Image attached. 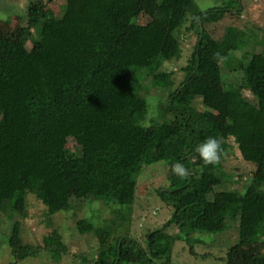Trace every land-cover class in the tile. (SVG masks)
I'll list each match as a JSON object with an SVG mask.
<instances>
[{
    "label": "trees",
    "instance_id": "1",
    "mask_svg": "<svg viewBox=\"0 0 264 264\" xmlns=\"http://www.w3.org/2000/svg\"><path fill=\"white\" fill-rule=\"evenodd\" d=\"M69 1L83 11L80 18L55 19L37 0L18 16L21 26L0 30V212L25 217L27 197L34 195L53 214L59 210L58 185L74 183L77 199L91 196L113 205L119 208L117 219L127 221L140 172L157 162L173 166L179 161L189 175L181 178L172 170L169 178L178 184L157 189L171 213L146 234L145 247L128 237L106 247L111 233L103 227V247L88 264H131L130 244L143 264H170L176 242L195 255L193 237L216 235L233 225L239 246L264 244V47L236 62L235 53L249 41L239 28L226 27L219 39L205 29L237 14L240 0L236 8L204 13L193 11L191 0H160L163 27L136 22L147 0ZM186 20L196 40L181 68L184 78L162 111L172 118L145 124L148 104L141 92L148 87L143 82L150 78L151 86H173V72L164 66L180 57L174 32ZM227 61H234L231 69L241 74L237 82H227L222 74L221 63ZM196 99L205 110L193 105ZM211 111L225 122H216ZM230 135L242 160L255 170L244 192L216 193L219 177H229L219 162ZM209 137L222 147L218 163H202L212 175L191 162ZM69 139L76 143L73 155L62 146ZM171 226L175 235L169 234ZM12 232L8 244L14 259L39 252L21 242L17 223ZM49 244L45 251L59 261L65 246L59 240ZM256 264H264V253Z\"/></svg>",
    "mask_w": 264,
    "mask_h": 264
},
{
    "label": "rangeland",
    "instance_id": "2",
    "mask_svg": "<svg viewBox=\"0 0 264 264\" xmlns=\"http://www.w3.org/2000/svg\"><path fill=\"white\" fill-rule=\"evenodd\" d=\"M37 0H0V30L10 28L12 30L21 26L18 16L24 13L30 2ZM46 11L52 17L57 18H80L82 10H77L69 0H40ZM193 11L197 9L201 12L211 11L221 7H237L235 0H191ZM160 0H147L141 15L136 22L152 27H163L160 16ZM242 7L238 14L234 12L227 14L220 22H214L205 29L214 39H219L226 27L233 26L239 28L246 40L244 49L236 52L234 57L236 62L245 61L247 54H258L264 47V0H240ZM189 20L182 27L174 32V38L181 48L180 57L170 63H166L164 68L172 74V87L151 86L150 78L143 82L148 87L141 92L147 97L148 115L144 121L156 120L162 122L171 119L170 115H162L166 109L168 96L178 84L183 80L184 73L181 68L187 63L195 45L196 33L190 28ZM41 26L31 29L30 34H35ZM31 44H25V50L30 51ZM234 61L221 63L222 74L226 81L237 82L240 79V72L231 69ZM247 100L253 101L249 91H243ZM195 107L205 110L202 100L194 101ZM214 120L218 123L225 122V117L215 111H211ZM231 134H234L230 130ZM227 148L223 159L219 162L222 172L228 175V179H223L217 175L221 185L216 187V193L224 191L226 188L237 192H244L251 179V174L255 170V165L242 160L237 150L232 135L226 140ZM62 146L68 153L72 154L76 150V143L69 139L62 142ZM192 164L201 165L209 174H213L210 168L205 167L204 162L195 157ZM172 164L164 161L154 163L144 168L139 175L136 187V198L129 220L123 221L118 217L119 208L113 205H105L94 197L76 198V185L74 183H60L57 187V207L55 213H50L49 209L39 201L34 195L27 197V216L7 215L0 212V264H88L97 257V252L103 245L102 228L109 229L111 236L108 243L117 237H128L134 239L142 247H145L146 234L163 225L169 217L171 210L166 207L157 195L158 188H169L177 185L176 179L170 180ZM193 169L191 168V171ZM9 216V217H8ZM127 219V218H126ZM17 223L18 238L24 245L38 250L39 252L21 261L14 259L12 250L8 244V239L12 235L13 225ZM169 234L177 233L175 226L169 228ZM192 238L193 252L191 255L189 247L183 242H176L172 248L170 264H256L258 257L264 253V244L252 247H241L237 244V230L235 225L230 226L226 231L216 235H198L197 240ZM55 240H59L65 246V253L59 261H56L52 254L45 251ZM195 240V241H194ZM128 260L131 264H143L142 258L137 249L130 244V254Z\"/></svg>",
    "mask_w": 264,
    "mask_h": 264
},
{
    "label": "clouds",
    "instance_id": "3",
    "mask_svg": "<svg viewBox=\"0 0 264 264\" xmlns=\"http://www.w3.org/2000/svg\"><path fill=\"white\" fill-rule=\"evenodd\" d=\"M196 152L205 164H213L219 162L222 154V147L216 138L209 137L196 148ZM172 170L181 178H187L189 175V170L179 161L172 166Z\"/></svg>",
    "mask_w": 264,
    "mask_h": 264
}]
</instances>
